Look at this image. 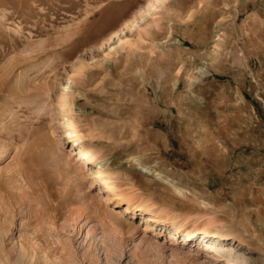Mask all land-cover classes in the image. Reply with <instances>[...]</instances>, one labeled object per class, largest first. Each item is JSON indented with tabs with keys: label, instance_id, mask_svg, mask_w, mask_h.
<instances>
[{
	"label": "rangeland",
	"instance_id": "374dc122",
	"mask_svg": "<svg viewBox=\"0 0 264 264\" xmlns=\"http://www.w3.org/2000/svg\"><path fill=\"white\" fill-rule=\"evenodd\" d=\"M6 67L0 264H264V0H0ZM44 141L71 177L23 179Z\"/></svg>",
	"mask_w": 264,
	"mask_h": 264
},
{
	"label": "bare ground",
	"instance_id": "6f19581e",
	"mask_svg": "<svg viewBox=\"0 0 264 264\" xmlns=\"http://www.w3.org/2000/svg\"><path fill=\"white\" fill-rule=\"evenodd\" d=\"M125 41L126 40L123 39L122 37H118L117 43L115 45L112 44L113 46H110V50L114 49L117 46L122 45L123 43H125ZM17 63H19V62H17ZM12 72H13V70L8 69L7 67L1 71V73H0V95H1L2 91L4 90V87L6 86L5 85V79H6L5 77L7 75L8 76L11 75ZM63 86H64L63 89H66L67 92L65 93L62 91V93H61V95L57 101V104L63 105V103L64 104L66 103V105H68L67 104V97L70 95L69 91H71V89H68L69 85L64 84ZM48 91H49V88H48L47 92ZM27 96L30 97L32 95L31 94H26L24 96H21V95L15 96L14 95L13 97L15 99L16 98L20 99L22 97H27ZM56 100H57V98H56ZM60 125L64 128V130H63L64 135L63 136H65V138H68V141H70L72 143L73 149L76 150L75 154H77L85 164L96 163L98 165L99 163H101V160H100L98 154L95 153V151H93V149L91 147H88L87 145L80 143L81 135H83V134L82 133L79 134L76 127H74L72 121H70L67 118H63L60 121ZM42 144H43V149H41L38 152H34V153H32V151H31L30 153H27V155L25 156L27 158H24V160H23L24 164L21 165V168L19 170V173L21 176H23V179L25 178L26 180L30 181L32 179H38L39 178L40 180L43 181L44 184L47 185L48 184V176L50 175L51 171H53V170H55V173H59L63 178L71 177L70 168L66 165V163L64 161L61 160V158H59V153L57 152V149H56L54 143L53 142L51 143L49 141H44ZM94 174H95V177L98 179V181L102 184V186L106 190H109V191L114 190V187L112 185L111 180L109 179V177H107L106 173L101 168V165L96 167V169L94 170ZM6 183L7 182L0 183V199L5 197L6 195H11V192L7 189ZM135 208H136L135 206L130 207L127 205L123 209L115 208V207L113 209H114V213L116 215H126L128 213L134 214ZM148 220H152V221H155L157 223H160L157 216L153 213H151V216L148 217ZM110 223L114 224L116 226V228H118V231L124 229V226L120 222H118L117 219L116 220L115 219L110 220ZM125 226H127L129 228L131 227L130 225H125ZM148 226L149 225L146 224V227H148ZM179 236H180V229L179 228L175 227L172 231H170V237L173 238V241H175L174 239H178ZM223 239L226 243L227 239L226 238H223ZM182 241H183V243L192 242V244H194V245H196L197 243H199V244L203 243L205 249L208 250V252H210V253L212 252L216 256H221L222 252L218 248L217 243L213 240L205 239V237L193 238L190 235L184 234Z\"/></svg>",
	"mask_w": 264,
	"mask_h": 264
}]
</instances>
